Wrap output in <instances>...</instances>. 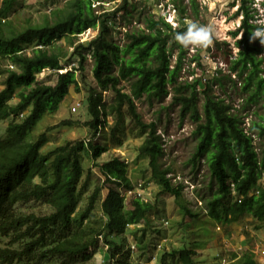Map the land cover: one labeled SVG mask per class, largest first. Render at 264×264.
Here are the masks:
<instances>
[{"label":"trees","instance_id":"trees-1","mask_svg":"<svg viewBox=\"0 0 264 264\" xmlns=\"http://www.w3.org/2000/svg\"><path fill=\"white\" fill-rule=\"evenodd\" d=\"M19 1L0 0V77L5 75L0 90V120L14 118L6 128V137L0 139V236L10 238V246L0 247V264H30L49 258H62L64 264L77 260L87 263L93 258L91 249L97 245L99 236L115 262V252L120 249L116 239L131 225H143L134 232L140 234L136 243L143 252L148 248L147 217L152 204L133 198L132 209L126 212L120 189L133 190L135 186L125 161L114 158L97 164L106 184L96 186L88 206L78 210V187L85 173L82 155L87 153L97 161L108 152V147L90 139L67 142L45 154L48 134L61 127H72L75 122L71 121H61L35 140H28L47 113L59 111L71 88L79 89L76 73L83 74L85 70L88 55L85 52L94 59L93 75L98 87L113 93V102L108 105L103 92L95 88L88 91L90 120L84 125L93 131L94 139L109 125L111 115L116 114L120 121L126 107L136 127L146 134L139 152L149 159L151 181L163 193L179 198L184 185H175L169 177L171 170L160 163L164 148L158 126L154 122L146 123L137 106L144 96L159 101L172 93V104L180 107L181 119L189 117L196 125L194 135L198 143L191 164L197 169L205 160L216 183V189L203 199L206 215L226 227L239 223L243 216L264 222V187H259L264 177V151L260 157L254 144V135L264 138V120L252 121L246 132L245 116L238 109L232 112V105L215 95L212 82L207 81L199 90L197 81H180L185 47L175 37L186 30L187 24L173 29L162 17L147 12L142 13L144 29H126L122 34L115 30L116 19L120 13H124L123 18L133 16L138 6L131 0H122L112 10L105 8V4H113L115 0H67L63 6L51 10L41 23L18 27L12 16ZM172 2L182 16L198 18L197 0ZM235 16H242L240 26L230 33L236 39L238 52L234 55L229 51L228 74L213 78L221 87L224 80L235 82L232 75L241 79V89L248 94L249 105L264 99L261 57L264 43L252 38L251 32L258 26L253 23L248 0H240ZM90 29H98V35L87 46L75 47L72 56H78V64L67 68L64 46H73ZM117 33L125 39L123 46L115 40ZM176 49L177 58L172 64ZM47 69L57 76L51 84L38 80ZM215 73L221 74L222 70ZM123 81L130 82L128 92L119 87ZM12 100L16 103L10 104ZM105 189L107 194L102 200L105 223L97 237L89 240L85 223ZM31 202H41L51 211L41 215L23 211L22 206ZM186 214L199 217L189 211ZM196 255L190 248L173 250L163 256L161 264H166L167 256L180 264H194ZM227 264L261 263L252 250L245 249L232 253Z\"/></svg>","mask_w":264,"mask_h":264},{"label":"rangeland","instance_id":"rangeland-1","mask_svg":"<svg viewBox=\"0 0 264 264\" xmlns=\"http://www.w3.org/2000/svg\"><path fill=\"white\" fill-rule=\"evenodd\" d=\"M67 0H20L12 19L16 26L23 27L29 23H41L50 14L51 10L61 7ZM189 0H186L188 2ZM137 4L138 9L133 16L123 18L124 13L119 15L117 28L122 34L125 29H144V17L147 12L157 13L160 11L161 0H131ZM200 5L198 18H190V23L207 26L211 29L212 44L206 48L188 47L185 48L184 68L180 81H197L198 89L204 87V80L212 82L216 96L232 105L233 111L241 112L243 116H250V122L264 120V99H259L256 103L247 105L248 94L241 89V79L232 75L230 80L223 81V87L215 83L213 77H223L228 74L229 51L237 54L238 49L230 33L236 30L242 20V16L235 14L240 6V0H197ZM122 0H115L110 6L105 8L112 10L118 7ZM254 15L253 23L258 28H264V0H248ZM144 13V14H142ZM187 24V22H184ZM98 29H90L75 41L73 46H64L67 53V68L78 64V56H72L78 44L87 46L89 42L98 35ZM122 36V35H121ZM115 40L120 45L125 44V39L115 34ZM62 42V41H61ZM64 42V40H63ZM61 43L64 45V43ZM60 45V42L58 43ZM262 44L261 46H263ZM178 49L175 50L172 64H175ZM87 60L84 64V72H77L79 89L71 88L69 95L62 103L58 112L47 113L35 126L34 131L28 135V140H35L48 127L55 126L61 121L75 122L72 127H61L48 134L49 143L44 149L48 153L57 146L67 142L88 141L92 139L94 143L105 145L108 152L101 158L94 161L90 155H82L84 166V176L79 185L80 203L78 210L85 209L89 204L90 196L96 186L105 185V179L97 164L107 163L114 158H119L128 164V176L133 185L142 191L143 200L152 204V210L148 213L149 231L147 233L146 252L141 251V245L136 240L140 234L134 232L141 226L131 225L127 231L116 240L119 243V250L116 253L115 262L109 257V250L104 245L102 238L98 239L97 245L91 249L93 258L87 262L77 260L73 264H161L165 254L173 250L190 248L197 252L194 264H223L228 262L232 253H241L243 250H252L257 260L264 264V222L259 223L250 216H243L239 223H233L230 227L222 226L206 215L203 199L208 197L212 190L216 189V183L212 179L208 163L203 160L197 169L191 164V158L195 152L198 138L194 135L195 123L189 118L181 119L180 107L172 104V93L163 100H150L146 96L137 101L138 111L146 123L154 122L158 126V134L163 141L164 155L160 158L163 168H169L172 182L175 185L183 184L184 189L179 198L163 193L158 185L151 181V171L149 159L141 155L139 148L146 138L139 128L136 127L131 117L128 115L126 107L123 108V118L119 121L116 114L109 117V125L103 128L100 134L94 139L93 131L84 125L90 120L86 99L90 88L103 92L104 100L108 105L113 102V93L110 90L102 91L98 87L93 75L94 59L88 52ZM264 71V46L261 54ZM222 70L221 74L215 73ZM264 75V73H263ZM5 75L0 77L1 84ZM56 73L51 70H44L39 76L40 82L51 84L56 81ZM124 92H128L130 82L123 81L119 85ZM15 104V100L9 101ZM81 104L77 111L73 107ZM202 106V100L199 104ZM110 110V109H109ZM22 118V117H20ZM14 120H0V139L6 137V128ZM20 120V119H16ZM254 144L260 157H263L264 138L254 135ZM141 184H144L142 187ZM212 186V188H211ZM259 187H264V177L259 182ZM107 194L103 190L90 214V218L85 223L87 239L93 240L105 223L102 210V200ZM134 195H128L124 201L126 212L132 209L131 200ZM198 214L193 218L186 214ZM22 210L27 213H37L39 215L49 213L51 209L41 202H31L22 206ZM168 222V225H165ZM10 238L0 236V247L10 246ZM162 245L158 249V245ZM136 245L135 248H132ZM156 258L154 259V257ZM21 264V263H17ZM30 264H64L62 258H49L40 262ZM166 264H180L175 258L167 256Z\"/></svg>","mask_w":264,"mask_h":264},{"label":"built area","instance_id":"built-area-1","mask_svg":"<svg viewBox=\"0 0 264 264\" xmlns=\"http://www.w3.org/2000/svg\"><path fill=\"white\" fill-rule=\"evenodd\" d=\"M114 3V2H113ZM100 4V3H98ZM97 4V5H98ZM112 4V3H111ZM111 4H105L106 6H110ZM96 6V5H95ZM159 9L160 11L157 12L156 14L160 17H162L167 23H169L173 29H178L181 28V26L184 24V22L190 23L189 21V17H184L180 14L178 8L175 6V4L172 2V0H161V3L159 4ZM119 17L116 19V24H118L119 21ZM118 26L116 25V28ZM126 31V29L124 30ZM207 82V79L204 80V83ZM200 90V89H199ZM81 107V104H78L76 107H73V111H77V109ZM23 116V115H22ZM250 116H246L244 118V127H245V131L247 132L249 127L251 126V122H250ZM144 184H141L140 186L142 187ZM144 190V188L138 189V187H136L133 190H127V189H120V193L121 196L124 198V201L126 200L128 195H134V198H139L141 200H143V196H142V191ZM165 225H168V222H165ZM100 238H102V236H100ZM136 245H133L132 248H135ZM158 249L162 248V245H158L157 247ZM156 258V256L154 257V259ZM223 264H227V262L224 260Z\"/></svg>","mask_w":264,"mask_h":264},{"label":"clouds","instance_id":"clouds-1","mask_svg":"<svg viewBox=\"0 0 264 264\" xmlns=\"http://www.w3.org/2000/svg\"><path fill=\"white\" fill-rule=\"evenodd\" d=\"M252 38H259L264 43V28H257L251 32ZM177 42L185 48H206L212 44L211 29L197 23H188L185 31L176 34Z\"/></svg>","mask_w":264,"mask_h":264}]
</instances>
